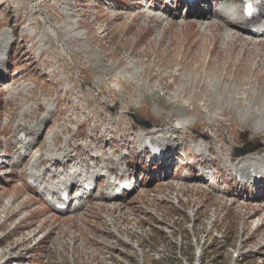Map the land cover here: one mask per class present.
Segmentation results:
<instances>
[{"label": "rangeland", "instance_id": "1", "mask_svg": "<svg viewBox=\"0 0 264 264\" xmlns=\"http://www.w3.org/2000/svg\"><path fill=\"white\" fill-rule=\"evenodd\" d=\"M179 1L168 8L160 0H0V37L8 42L0 50V157L20 161L0 167V264H264V176L235 189L220 157L231 144L260 143L257 150H264V133H255L246 112L251 106L264 113V36L243 34L215 16L218 6L237 0H203L191 8ZM129 61L147 66L145 82L154 91L139 111L143 120L155 128L173 121L171 111L197 118L178 136L188 143L182 154L198 152L191 145L209 134L203 139L216 156L219 182L209 184L189 165L191 174L183 176L176 159L171 165L154 160L161 166L156 174L148 171L154 161L138 160L130 199L99 196L77 213L58 216L27 184L32 164L49 159L41 152L58 123L67 139L78 131L75 122L93 131L92 141H71L74 153L103 147L111 122L94 90L128 89V80L115 73ZM189 95L196 97L195 115ZM158 97L162 109L155 114ZM55 106L61 113L53 117ZM21 131L34 138L26 147L40 151L24 158L27 152H16ZM57 139L62 153L65 139ZM115 205H123V213L111 210Z\"/></svg>", "mask_w": 264, "mask_h": 264}, {"label": "bare ground", "instance_id": "2", "mask_svg": "<svg viewBox=\"0 0 264 264\" xmlns=\"http://www.w3.org/2000/svg\"><path fill=\"white\" fill-rule=\"evenodd\" d=\"M218 0H214V2H217ZM165 2H167V1H165ZM201 4L202 3H200V4H198V5H200V7H201ZM192 7V6H191ZM190 7V8H191ZM204 5H203V9H204ZM242 8H243V5H242V3L241 4H236V5H232L231 6V4H224V5H222V6H218V10H219V12H218V16H219V18L222 20V21H224L228 26H231L233 29H235V30H239V31H242L243 33H245V34H248L249 33V31H252L253 29H259L258 27L260 26L259 25V22H261V20L259 19V18H256V19H250V20H248V19H246L244 16H243V14H242ZM262 10H263V13H264V3H263V6H262ZM151 13H153L152 11H150ZM203 14H205V16L207 17L208 16V14H206V11H204V12H202ZM156 16H158V18H160V20H161V16H163L161 13H156L155 14ZM262 19H264V15L262 16ZM165 20V19H164ZM71 28V27H70ZM69 28V29H70ZM72 29V28H71ZM70 29V30H71ZM228 31V30H227ZM74 32V31H73ZM259 33H261L262 31H258ZM79 33V32H78ZM81 33V32H80ZM258 33V34H259ZM79 35V34H78ZM228 35V34H227ZM77 36V35H76ZM74 37V36H73ZM5 38H6V36H4V34L2 35V37H0V50H2V49H5V48H7V45H8V42H6L5 43ZM62 40V39H61ZM60 40V45L59 46H61V49L62 50H66V46L64 45V41L62 42ZM255 44V43H254ZM256 45H258V46H260L261 47V45H263V43H261L260 44V42L258 43V44H256ZM130 64V63H129ZM129 64H128V66H125V68H123L122 69V71L121 72H118L119 73V75H120V73H121V77L123 78V77H128L131 81L133 80V79H135V78H138V76L137 75H131V74H129V72H133V66H129ZM124 75V76H123ZM185 76V75H184ZM143 83L144 82H142V81H139L138 79L136 80V84L138 85V87H142L143 86ZM187 82H184V83H181L180 85H181V87L182 86H184L185 84H186ZM211 85H212V82L210 83ZM218 84V83H217ZM219 85V84H218ZM145 90V89H144ZM217 92V91H216ZM124 98V97H123ZM122 98V101L124 102V103H127L128 101H129V98L128 97H126V98H124L123 99ZM221 98V97H220ZM220 98H219V100H220ZM117 99V98H116ZM117 101H118V99H117ZM192 104H193V107L195 108V105H194V103H193V101H192ZM42 106L44 107V105L43 104H40L39 106H38V108H37V110H41V108H42ZM156 106L157 107H159V110H161L162 109V107H161V105H160V101L157 99L156 100ZM37 110H36V112L34 113V114H36L37 113ZM138 112L140 111V109H138L137 110ZM239 111V110H238ZM246 112H247V115L248 116H252L253 117V119L255 120L254 122L256 123H254L255 125H256V127H254V130H255V133L256 134H259V135H261L262 133H264V113H262V112H254V110H252V107L251 106H249L247 109H246ZM239 113V112H238ZM243 114V113H242ZM241 114V115H242ZM121 117L123 118V115H121ZM245 120H247L246 118H244ZM252 119V120H253ZM180 120L183 122V125L185 124V125H187L189 128H190V124H192V121H190L186 116H185V114H184V112H182L181 113V115H180ZM212 123H213V121H211ZM211 122H208V124H210ZM217 123V122H216ZM35 126V125H34ZM34 126H33V128H34ZM188 127H186V128H188ZM135 128H136V126H135ZM176 129V128H175ZM174 129V130H175ZM164 130H166V127H164ZM62 128H61V124L59 123L58 125H57V128L55 129V133H59V134H61L62 136H63V138L65 139V145H64V150H63V152H62V155L63 156H67V153H68V150L66 149V147H67V145H68V143L70 142V140L71 139H67V137L66 136H64V134L62 133ZM31 132L33 133V131L31 130ZM175 132V131H174ZM28 136H30V135H28ZM261 136H263L264 137V134L263 135H261ZM139 139L140 140H144V139H142V137H141V135H139ZM203 141V143H198L197 144V149L200 151V152H202L203 151V146H204V143H205V141L204 140H202ZM159 144L161 143V142H158ZM50 144H51V146L50 147H48V148H46L45 150H44V152L42 151L41 153H42V155H44V156H47V157H50V155L52 156V158L53 159H59V156H58V154H56L55 152H57L58 151V149L56 148L57 146L54 144V143H52V141H50ZM202 144H203V146H202ZM27 145H29V142L27 143ZM142 147H144V146H142ZM21 148H23V147H21ZM206 148V147H205ZM233 147H230V149H231V152L234 154V150L232 149ZM231 152H229V153H227L228 155L226 156V157H224L223 156V159L225 160V162H226V166L227 167H229V170L230 171H232V172H235L236 174H240V176H241V179L243 180V181H246L247 183H249L253 178H254V176H253V174L254 173H259V172H261V173H263L264 172V169H263V167H262V165H261V161L262 160H264V154L261 156V155H258L257 153H246V154H243V155H239V156H237V157H231ZM182 161V160H181ZM4 162V161H3ZM5 162H7V160L5 161ZM8 168H13L14 166H15V163L13 162V161H9L8 162ZM33 166L31 167V170H30V178L32 179V180H37L38 182H37V186H38V189L40 190V187H39V185L41 184V183H48V186L51 188H53L55 191H59L60 189H63V188H65L66 187V185L68 184V182L70 181V179H71V177L73 176V175H76L77 173H78V168H74V169H69L68 171H65L64 170V172H62L60 175H61V177H63L64 176V180L63 181H58V182H54V183H50V182H48L47 180H43L44 178V176H45V174H44V176H41L42 175V173L39 171V169L40 168H42V164L40 163V161L39 160H35V162H33V164H32ZM111 166H114L113 164L111 165ZM102 167H97V168H93V170H92V174H90V175H88V177L85 179L87 182H91V181H93V179H94V177L95 176H99V175H104V173H102L101 172V169ZM13 171H15V170H13ZM163 172V171H162ZM162 172H160V174H162ZM12 172H10L9 174H11ZM159 174V173H158ZM115 190V189H114ZM114 190L113 189H111V188H109V192H114ZM42 195L44 194L41 190L39 191ZM105 193V195L106 196H103L102 198H104V201H108V200H112V201H116V202H118V201H120L118 198H119V194H111V193H106V192H104ZM115 193V192H114ZM199 193V192H198ZM41 195V196H42ZM243 197V196H242ZM29 202H25V205H27ZM108 203H114V202H108ZM129 204V203H128ZM128 204H125L124 206H127ZM122 207H123V205H115V206H112L111 207V210H114V211H116L117 209V211L115 212V213H117V212H121V213H123V210L124 209H122ZM120 208V209H119ZM78 209V208H77ZM120 227H121V225H120ZM16 228H18V226H16L15 227V229ZM62 229V228H61ZM28 240V239H27ZM121 241H123L122 239H119V242H121ZM23 242V241H22ZM24 243H26V242H24ZM23 243V244H24ZM125 243H127V242H125Z\"/></svg>", "mask_w": 264, "mask_h": 264}, {"label": "water", "instance_id": "3", "mask_svg": "<svg viewBox=\"0 0 264 264\" xmlns=\"http://www.w3.org/2000/svg\"><path fill=\"white\" fill-rule=\"evenodd\" d=\"M131 117L137 122V123H139V124H141V125H144L145 127H150L151 126V124H150V122H148L147 120H143V119H141V120H139V116L138 115H135V114H131ZM257 148V144L255 145V146H253V145H251V144H248L246 147H244V148H237L236 149V155H239V154H244V153H246L247 151H252V150H254V149H256Z\"/></svg>", "mask_w": 264, "mask_h": 264}, {"label": "built area", "instance_id": "4", "mask_svg": "<svg viewBox=\"0 0 264 264\" xmlns=\"http://www.w3.org/2000/svg\"><path fill=\"white\" fill-rule=\"evenodd\" d=\"M128 94V92H126V90H122V92L120 93L122 95V98L124 97V94ZM120 101V100H119ZM126 103H124L122 100L120 101V111H124L125 110Z\"/></svg>", "mask_w": 264, "mask_h": 264}]
</instances>
